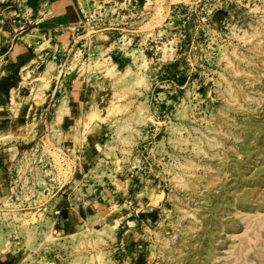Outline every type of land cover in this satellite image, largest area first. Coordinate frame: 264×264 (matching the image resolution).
Masks as SVG:
<instances>
[{
  "label": "rangeland",
  "instance_id": "374dc122",
  "mask_svg": "<svg viewBox=\"0 0 264 264\" xmlns=\"http://www.w3.org/2000/svg\"><path fill=\"white\" fill-rule=\"evenodd\" d=\"M76 1L0 107V264H264V0Z\"/></svg>",
  "mask_w": 264,
  "mask_h": 264
},
{
  "label": "crops",
  "instance_id": "0c3cea01",
  "mask_svg": "<svg viewBox=\"0 0 264 264\" xmlns=\"http://www.w3.org/2000/svg\"><path fill=\"white\" fill-rule=\"evenodd\" d=\"M24 1L26 8L22 12L26 13L23 18L26 28L13 35L15 41L3 52L6 62H16L18 65L11 70L7 67L0 71V107L9 105L11 91L19 87L23 81L21 77L26 71H31V64L40 57L37 44L42 41V37L49 40L57 32H71L77 29L81 20V9L76 0ZM12 75H19L20 79H14ZM71 117L69 115L66 119Z\"/></svg>",
  "mask_w": 264,
  "mask_h": 264
}]
</instances>
